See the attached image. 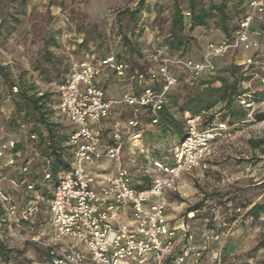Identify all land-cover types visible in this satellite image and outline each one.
<instances>
[{
  "label": "rangeland",
  "instance_id": "obj_1",
  "mask_svg": "<svg viewBox=\"0 0 264 264\" xmlns=\"http://www.w3.org/2000/svg\"><path fill=\"white\" fill-rule=\"evenodd\" d=\"M187 1L178 0L182 9L187 7ZM220 1L195 0V3L218 4ZM225 1L230 13L228 24L235 25L249 10V0ZM173 3L174 0H143L142 3L139 0H0V141L15 140L22 146L23 158L29 160L26 175L18 171L9 173L2 168L0 180L4 181L5 189L11 193L21 216L31 207L32 192L27 191L26 184L34 183L33 194L38 195L35 210L25 215L26 219L22 221L20 235L45 237L48 234L49 197L46 192L52 195L53 186L43 179L47 169L43 146L38 143L36 135H31L32 130L36 127L39 130L40 126L33 127L24 117L12 86L38 95L46 93L48 119L59 126L60 132L67 133L70 130L68 122L55 116L56 85L73 67L92 56L101 58L110 53H122L129 56L133 67L138 70L156 67L160 59L158 54L166 50L165 40L170 39ZM136 7L138 19L134 22L126 10ZM217 23V15H214L207 28H195L179 50L170 52L192 59L202 56L208 42H219L222 38ZM255 25L260 31L259 44L256 49L245 53L252 54L257 62H264V16ZM154 55L158 56L153 58ZM242 57L243 52L235 50L216 59L218 74L228 81L243 74L246 79L242 84L244 88L250 91L263 89L259 72L242 65ZM179 77V82L169 91L168 105L170 99L175 98L181 103L184 97L195 92L189 84L192 79L188 74L179 73ZM105 91L116 99L122 95L121 87L116 85H110ZM255 105L252 116L264 111V100L255 102ZM219 107L217 105L207 113L213 114L212 122H219ZM169 110L174 112L175 108ZM136 114L145 130L141 138L143 152L130 144L125 135L133 109L124 104L116 105L106 125L110 128L113 118H117L118 132L123 136L121 154L118 160L105 159L101 168L116 169L120 165L128 171L133 183L143 184L149 183L157 173L152 164L154 160L166 164L173 162L178 140L171 134L157 132L156 125L145 126V111L138 110ZM245 114L243 120L228 125L231 135L219 138L207 168L184 174L176 191L165 194L166 203L181 206L179 219L191 225L195 218H200L202 228L220 233V240L209 244L211 252L207 256L208 259L212 252H217L220 261L208 260L211 264H264V212L257 219L245 216L252 205L264 204V186L261 185L264 181V154L248 143V139L263 133L264 120L256 122L248 117V111ZM176 116L180 119L178 114ZM104 135L106 142L108 137ZM193 206L197 208L192 209ZM191 210H198L196 217L187 219L186 213ZM4 236L0 232V238L10 250L9 261L0 260V264L45 262L44 250L36 244L29 241L17 243Z\"/></svg>",
  "mask_w": 264,
  "mask_h": 264
},
{
  "label": "built area",
  "instance_id": "obj_2",
  "mask_svg": "<svg viewBox=\"0 0 264 264\" xmlns=\"http://www.w3.org/2000/svg\"><path fill=\"white\" fill-rule=\"evenodd\" d=\"M248 6L230 41L208 42L198 59L164 55L156 68L130 74L129 80H139L143 86L139 91L124 92L119 99L106 94L99 78L106 69L124 77L130 69L128 63L107 55L95 63L85 61L73 67L56 85L55 116L64 118L71 131L66 141L69 167L58 176L48 200V234L45 237L19 234L25 215L36 208L35 184H26L27 191L32 192L31 207L21 216L11 193L0 181V232L5 238L17 243L29 241L42 248L47 254L43 264H189L191 259L195 260L194 264H201L204 252L210 243L220 240V233L203 227L201 240L195 241L192 226L184 220L171 226L165 194L176 191L184 174L207 168L219 138L231 135L227 124L216 122L201 128L199 115H186L184 135L174 148L173 162L154 160L157 173L147 186L136 187L122 166L96 171L105 159L118 160L123 145L117 131L103 142L100 123L116 105L131 107L128 140L143 152L139 141L144 128L137 111H145L149 124L155 125L166 104L167 93L179 82V73L191 78L211 76L216 70L215 60L228 51H242L240 63L257 70L264 83V62H257L252 54L245 53L259 44L260 31L255 24L263 19L264 0H249ZM12 91L17 92L16 85ZM237 100L252 118L256 105L250 92L238 95ZM16 145L13 139L0 141V169L13 168L26 174L29 160L23 158V150L16 149ZM43 179H51L49 170L45 169ZM197 211L187 212V219L195 218ZM208 260L219 262L220 254L212 252Z\"/></svg>",
  "mask_w": 264,
  "mask_h": 264
},
{
  "label": "trees",
  "instance_id": "obj_3",
  "mask_svg": "<svg viewBox=\"0 0 264 264\" xmlns=\"http://www.w3.org/2000/svg\"><path fill=\"white\" fill-rule=\"evenodd\" d=\"M143 0H139L142 3ZM174 10L171 16V27H170V39L165 40L166 50L164 53H168L171 56H180V54H172L170 51L179 50L188 40L189 36L195 28H207L208 21L217 15L218 23L217 28L222 34L220 41H230L238 27V22L235 25L229 26L228 20L230 13L226 6V1L221 0L220 3L214 4L209 2L208 4H196L195 0H188L187 7L182 9L178 0H174ZM240 7V6H239ZM132 16L134 22L138 19V8L133 10H126ZM188 13V15L185 14ZM118 19V17H117ZM201 57V56H200ZM199 57V58H200ZM123 62H131L128 57H118ZM198 59V58H197ZM131 68V66H129ZM233 76V75H232ZM192 81L189 83L195 92L192 95H188L183 98L181 103H177L176 99H170L169 103L165 104L159 114L158 122L156 125V131L162 135L171 134L175 136L178 142L184 135V120L185 116H196L201 117L199 126L201 128L210 127L214 119L213 114H207L213 107L219 105L218 112L220 113L219 122H225L228 125L235 122H239L244 119L245 112L237 100V96L250 92L251 99L254 102L264 100V88L257 91H250L248 88L242 86L246 80L243 74L233 78L232 81H228L226 77L218 74L217 68L215 73L211 76L203 75L200 78H191ZM18 100L17 106L20 111H23L24 117L33 125L40 126V129L32 130L31 135H36L38 143L43 146V155L47 158V170L51 173V179L49 180L54 188L59 172L66 170L69 167V151L68 146H63L66 143L70 130L60 132L56 123L50 122L48 119L47 108L45 107L48 99L46 93L36 94L29 90L20 89L17 87ZM169 92L167 93V98ZM167 102V101H166ZM175 108L174 112L169 109ZM222 112H224L222 114ZM180 116V119L176 115ZM254 121L260 122L264 120V111L255 112L252 116ZM37 123V124H35ZM249 145L253 149H258L264 154V131L257 138L248 139ZM16 149H22L21 144L17 142ZM149 183H133L136 187H145ZM264 186V181L261 183ZM47 196L50 198L49 193ZM197 206H193L192 209H196ZM264 212V204H254L246 212L245 216L253 219L259 218ZM2 233V232H1ZM5 237V236H4ZM10 250L5 242L0 238V260L3 262L9 261ZM47 254L44 251V259L46 260Z\"/></svg>",
  "mask_w": 264,
  "mask_h": 264
},
{
  "label": "crops",
  "instance_id": "obj_4",
  "mask_svg": "<svg viewBox=\"0 0 264 264\" xmlns=\"http://www.w3.org/2000/svg\"><path fill=\"white\" fill-rule=\"evenodd\" d=\"M186 13V12H185ZM107 55H114L116 56L117 58L118 57H129L125 54H117V53H110V54H106V55H103L101 58L107 56ZM159 62L161 61V58L164 56V55H168V53H164L163 51L160 52L159 54ZM158 55H154L153 58L157 57ZM201 56V54H200ZM198 56V58L200 57ZM101 58H94V56L91 57L90 60H87L88 62H92V63H95L97 62L99 59ZM197 59V58H196ZM129 66H131V68L126 72L125 76L124 77H117L114 73H112L111 71L109 70H104L103 74L100 76L99 78V85L105 90V88L109 87L110 85H116V86H120L121 87V92H120V95L123 94L124 92H129V91H139L142 86H143V83L139 80H129L128 79V76L130 74H133L134 72H147L148 69H154V68H150V67H146L144 69H136L133 67V64L131 62H128ZM71 71V70H70ZM178 73V72H177ZM67 75V74H66ZM65 75V77H66ZM64 77V78H65ZM106 92V91H105ZM110 97H113V95H108ZM126 106V105H125ZM127 107V106H126ZM129 107V106H128ZM115 108V107H114ZM113 108V109H114ZM139 110H142V109H139ZM143 111V110H142ZM132 117V116H131ZM130 117V118H131ZM108 118V117H107ZM107 118L104 119L101 123H100V126L102 127L103 129V132L106 134V136L109 138L110 135L115 132V131H119V123L117 122V118H113L114 120V123L113 125H111L110 128H108L109 126H107ZM129 118V119H130ZM128 119V120H129ZM145 126H148V127H151L153 125H150L149 122H148V119L146 118L145 120ZM145 131V130H144ZM125 135L127 137V140H128V135H127V132H125ZM144 135V132L142 133L141 135V138L142 136ZM121 136V135H120ZM121 138L123 139V136H121ZM140 138V141H139V144H140V147L143 149V144L141 143L142 139ZM106 138H105V135L103 136V142H105ZM109 140V139H108ZM130 141V140H129ZM130 144H132V141H130ZM103 164V162H101V164H99L96 168V171H99V170H103L104 168H101V165ZM120 166V165H119ZM7 170V172L9 173H13V171H17L13 168L9 169V168H4ZM112 168L110 169H106V170H111ZM2 170V169H0ZM21 175H26V174H21ZM1 184H2V187L5 189V183L4 181L1 179ZM7 190V189H5ZM181 206H170L169 203H167V207H166V214H167V218L169 220V223L171 226H176L178 225L182 220L178 218V216H181ZM198 220V221H197ZM197 221V222H195ZM203 222L200 220V218H195L192 222H191V226H192V232L194 233V240L195 241H200L201 238H200V232H202V224ZM199 239V240H198ZM185 242V240H183L182 242H180L177 246V249H179L182 244ZM209 247L208 246V249L204 252V258L203 260L201 261V264H211L209 263L208 259H207V256L209 255V253L211 252V250H209ZM195 263V260L194 259H191L189 261V264H194Z\"/></svg>",
  "mask_w": 264,
  "mask_h": 264
}]
</instances>
